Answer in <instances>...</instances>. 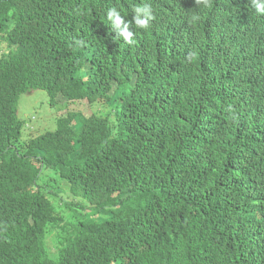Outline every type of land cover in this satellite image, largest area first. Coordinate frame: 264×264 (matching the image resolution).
Here are the masks:
<instances>
[{"label": "trees", "instance_id": "trees-1", "mask_svg": "<svg viewBox=\"0 0 264 264\" xmlns=\"http://www.w3.org/2000/svg\"><path fill=\"white\" fill-rule=\"evenodd\" d=\"M143 2L0 0V264H118L151 237L159 264H264V138L234 161L225 132L177 95L196 64L146 48L175 31L156 3V28L117 37L107 10L127 21ZM34 91L89 112L60 109L53 131L24 138L18 101ZM157 147L176 171L148 169L138 148Z\"/></svg>", "mask_w": 264, "mask_h": 264}, {"label": "clouds", "instance_id": "clouds-1", "mask_svg": "<svg viewBox=\"0 0 264 264\" xmlns=\"http://www.w3.org/2000/svg\"><path fill=\"white\" fill-rule=\"evenodd\" d=\"M149 1L156 3L161 14L174 23L175 31L170 41L151 42L146 48L164 50L177 59L184 50L196 64L185 75L177 95L195 100L202 116L225 132L232 160L237 157L235 152L252 151L264 138V0ZM132 13V19L126 21L116 7L106 12L117 37L127 44L133 43L138 32L156 28L154 10L147 0L135 5ZM7 43L0 44V51L7 49ZM76 43L80 45L83 41ZM226 61L229 65L225 72L206 77L198 89L194 87L197 73L219 68ZM26 128H31L30 122L25 124ZM201 128L206 130L205 126ZM143 149L151 154L149 170L176 171L178 158L174 149L138 148ZM136 150L122 153V157L131 156ZM181 154L186 156L182 151ZM133 210L134 207L128 212ZM94 245L98 244L90 246ZM158 249L157 238L151 237L140 242L138 248L121 253L118 264H159L155 257ZM109 257L113 262V257Z\"/></svg>", "mask_w": 264, "mask_h": 264}, {"label": "rangeland", "instance_id": "rangeland-1", "mask_svg": "<svg viewBox=\"0 0 264 264\" xmlns=\"http://www.w3.org/2000/svg\"><path fill=\"white\" fill-rule=\"evenodd\" d=\"M47 98V94L43 91H34L32 93L22 94L20 96L18 101L19 117L24 120L26 124L29 122L31 123V128L25 129L31 131V133H24V138L28 137L29 135L34 137V135H38L40 132L45 131L46 129L53 131L55 127L53 117L59 119L62 116L63 110L60 109H70L74 110L75 112H81L84 116H86L89 112L88 104L79 103L78 105H75V108H73L71 105L74 103L67 101V99L63 98L62 96L58 101L59 105L51 108L49 107ZM98 105H94L95 110L99 109ZM109 107L110 106L105 107L102 111H109Z\"/></svg>", "mask_w": 264, "mask_h": 264}]
</instances>
